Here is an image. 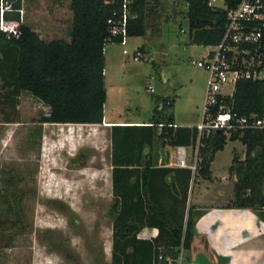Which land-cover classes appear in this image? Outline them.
Masks as SVG:
<instances>
[{
	"label": "trees",
	"instance_id": "trees-1",
	"mask_svg": "<svg viewBox=\"0 0 264 264\" xmlns=\"http://www.w3.org/2000/svg\"><path fill=\"white\" fill-rule=\"evenodd\" d=\"M129 8L126 37H143L146 33L147 0H126ZM11 6L10 11H4L2 18L5 22L18 23L20 36L17 39H6L0 31V114L6 123L12 122L6 115L5 108L15 109L22 93H29L44 107L49 109L42 117V124L53 125H101L104 119V105L106 102L105 86V48L108 44H120L121 36L110 35V19L117 21L121 15L124 0H69L72 13V23L69 32V41H43L39 35L28 26L20 24L19 11L21 0H0ZM187 11L186 17L190 39L193 44L205 47L216 46L223 34L225 25V11L210 7L206 0H184ZM236 1L227 0L228 8L234 7ZM143 52L144 48L138 49ZM260 52L264 54V40ZM224 104L232 114L238 118L256 115L264 116V79L239 80L231 96L223 97ZM162 111L155 110L160 118L152 120L151 126H113L111 131V163L113 166V198L123 197L115 181L121 178L117 171L137 172V179L142 183L140 191L147 192L145 186L154 182L156 178L164 180L174 170L171 168H153L151 159L136 161L140 168L128 170L135 165L128 154L143 146L151 148L156 137L169 146L187 145L196 149V167L194 171L184 170L186 185L192 184V190H198L199 180L211 184L213 176L211 163L214 155L223 150L227 141H239L245 148V156L240 160L233 156L227 175L230 190L226 197L216 199L212 207L225 209H250L256 212L264 211V130L234 129L227 136L223 131L199 135L197 126L182 129L189 132L188 138L184 135L172 134V116L163 113L170 110L174 98L159 97ZM217 108L213 107L214 113ZM156 118L155 116H153ZM165 124L162 128L158 125ZM39 145L41 128L35 134H30ZM189 141L188 143L185 141ZM32 143V142H31ZM37 147V146H36ZM39 157V149L36 151ZM9 169V168H8ZM10 173L11 170H9ZM3 172L7 173L6 170ZM13 174V173H12ZM123 174V173H122ZM218 177V178H222ZM123 178V176H122ZM232 178H235L232 183ZM24 178L17 175L5 176L0 181V246L5 243L7 248L16 236L31 231L32 226L27 208L23 205L27 189L24 187ZM201 184V183H200ZM224 187V186H223ZM186 195V194H185ZM184 195L183 199H186ZM14 197V200H13ZM154 212H160L155 204H151ZM194 205H190L184 226L171 231L172 242L165 245L164 250L157 252L156 264H167L166 256L176 264L179 248L186 251L195 245L194 236ZM117 211L114 201L110 216ZM122 211L113 216V240H124L126 247L131 243L125 233L135 237L136 231L141 228V222L122 226L119 218ZM264 218V217H263ZM171 223L173 222H166ZM10 234L4 241L3 231ZM128 230V232H126ZM161 234V230H160ZM12 237V238H11ZM206 244V240L202 239ZM159 255L162 259L159 260ZM115 264V260L113 263Z\"/></svg>",
	"mask_w": 264,
	"mask_h": 264
},
{
	"label": "rangeland",
	"instance_id": "rangeland-1",
	"mask_svg": "<svg viewBox=\"0 0 264 264\" xmlns=\"http://www.w3.org/2000/svg\"><path fill=\"white\" fill-rule=\"evenodd\" d=\"M173 1L160 0L167 10L150 36L126 37L124 45L106 46L107 121L149 122L155 100L163 92L175 97L172 109L163 115L173 114L176 125L197 126L202 121L207 72L192 62L199 61L208 48L191 42L186 4L181 0L174 17L170 11ZM60 2L68 12L69 0ZM219 3L220 0L216 2ZM67 16L70 24V14ZM65 34L61 37L66 38ZM141 47L143 52L138 50ZM138 51L140 57L134 61ZM162 69L170 75L168 83L164 82ZM174 73L176 78L172 77ZM5 110L12 122L6 123L0 114V181L13 174L24 178L23 188L29 193L23 205L32 228L16 236L7 248L5 243L0 246V264H93L92 259L86 258L90 253L102 252L109 243L113 223L109 214L113 192L106 182L110 130L102 124H42L40 120L49 109L25 92L15 109ZM39 128L38 145L36 138L32 140L29 135ZM241 151L239 141L228 140L223 150L214 155L211 169L216 178L208 184L211 188L224 186L230 190L229 180L222 176L234 153ZM194 162L195 153L189 152L188 165ZM215 200L209 190L204 202ZM3 234L7 241L9 232L5 230Z\"/></svg>",
	"mask_w": 264,
	"mask_h": 264
},
{
	"label": "crops",
	"instance_id": "crops-1",
	"mask_svg": "<svg viewBox=\"0 0 264 264\" xmlns=\"http://www.w3.org/2000/svg\"><path fill=\"white\" fill-rule=\"evenodd\" d=\"M164 7L166 11L165 4ZM159 8L160 5L157 0H152V4L147 6L146 33L144 36H150L152 31H156L162 18L158 11ZM20 10L22 12V14H19L20 24L28 26L43 41H69L72 13L69 9L67 12L66 7L62 6L60 0H55V3L53 0H21ZM170 11L172 16L175 17L176 6L175 9L171 8ZM67 13L71 17L70 24L66 22ZM150 32L151 34L149 35ZM62 33H66V38L61 37ZM1 57L0 53V59ZM161 73L164 77V82L168 83L170 75L163 69ZM172 77L176 78V73ZM172 86L170 85V87ZM159 97L174 98L175 102V97H171L165 92L161 93ZM158 98L155 100L156 107L153 109L152 116L147 123L107 121L104 115L102 125L110 130V139L113 126H151L154 120L161 117V115L158 116L154 112L155 110L158 112L162 111V104L158 102ZM171 116L173 119L171 124L173 127L171 128L173 129L172 134L175 135V140L176 134H181V137L184 135V138L189 140V132L182 129L194 126H178L174 122L173 114ZM158 128H160L159 125ZM185 142L188 143L189 141L186 140ZM182 146L187 148L188 154L189 152L196 154V149H193V147ZM241 147V154L235 152L234 155L243 160L245 148L242 144ZM174 148L163 144V140L156 137L151 148L143 146L134 149L128 154L135 164L130 166L128 170H132V168L133 170L136 168L141 169L140 166H136V161H141V164H143L144 161L151 159L154 163L153 168H171L174 172L164 180L156 178L154 182H149L145 186L147 192L143 195L139 188L142 183L137 179V172L131 174V172L120 170L125 167L118 169L117 175L121 172L123 178L121 176L118 180L117 177L115 184L119 188L118 190L123 192V197L116 196L113 198V202L117 203V211L112 214L111 220L113 221V216L116 217L122 211L121 216H119L123 222L122 226L126 227L131 225V223L141 222V228L136 231L135 237L131 233H125L127 235L126 239L129 242L131 241L126 247L124 240L119 238L113 240L112 223L109 243L103 248L102 252L88 254L86 260L92 259L93 264H112L113 260H115V264H156V253L164 250L166 248L165 245L171 244V231L174 228L184 226L189 207L192 204L194 205L192 211L194 217L193 232L196 243L189 251L183 248L177 249L178 257L181 253L180 264H264V211L225 209L212 207L213 201L205 203V195L209 193V190L215 199H219L227 196V189L225 190V187L221 186L211 188L207 183L200 184L201 182H199L198 190H192V184L186 185L185 183L184 170L187 169L173 166ZM161 150L170 152L168 164L163 166L160 164ZM109 159L106 182H108L109 188L113 192L111 151ZM234 179L232 178V183L235 181ZM184 195L186 199H183ZM151 204H155L160 212L152 211ZM166 222H173V225ZM202 239L206 240V244L201 242ZM85 264H90V262L86 261Z\"/></svg>",
	"mask_w": 264,
	"mask_h": 264
},
{
	"label": "built area",
	"instance_id": "built-area-1",
	"mask_svg": "<svg viewBox=\"0 0 264 264\" xmlns=\"http://www.w3.org/2000/svg\"><path fill=\"white\" fill-rule=\"evenodd\" d=\"M210 7L225 11V25L220 42L216 46L207 47L208 51L199 61L192 64L207 72L206 88L204 94V106L202 121L197 125L199 135L211 132L223 131L227 136L234 129H257L264 130V116L238 118L232 114L224 104L223 97L232 95L233 89L239 80H261L264 79V54L260 52L264 40V0H234L236 4L228 8L227 0H206ZM129 1L124 0L121 15L114 21L110 19V35L121 36V45L125 44L127 34V20ZM9 4L0 2V31L5 34L6 39H17L20 36L18 23L5 22L2 18L4 11H10ZM19 14H22L21 10ZM211 48V49H210ZM210 49V50H209ZM123 50V54L127 55ZM139 51L133 56L138 61ZM152 92V90H151ZM217 110L213 113L211 110ZM164 125H159L162 128ZM167 127H173L167 125ZM188 165V150L184 146L174 148L173 166L180 169L194 171L196 167ZM159 260L162 256L159 255ZM181 253L176 260L180 264ZM164 261L173 264V259L166 256Z\"/></svg>",
	"mask_w": 264,
	"mask_h": 264
},
{
	"label": "water",
	"instance_id": "water-1",
	"mask_svg": "<svg viewBox=\"0 0 264 264\" xmlns=\"http://www.w3.org/2000/svg\"><path fill=\"white\" fill-rule=\"evenodd\" d=\"M157 3L160 5V8L158 9L159 12H161L162 16L164 15V11H165V7H164V4L162 2H160V0H157ZM149 4H152V0H147V6ZM173 7L172 9H175V2L173 1ZM176 13H177V10H176ZM177 15V14H176ZM169 157H170V152L168 150H161L160 151V158H161V165H166L168 164V160H169Z\"/></svg>",
	"mask_w": 264,
	"mask_h": 264
},
{
	"label": "flooded vegetation",
	"instance_id": "flooded-vegetation-1",
	"mask_svg": "<svg viewBox=\"0 0 264 264\" xmlns=\"http://www.w3.org/2000/svg\"><path fill=\"white\" fill-rule=\"evenodd\" d=\"M176 6H178L181 2V0H174ZM171 7H173V5H171ZM159 11V10H158ZM160 16H162L161 12H159ZM13 200H14V197H13Z\"/></svg>",
	"mask_w": 264,
	"mask_h": 264
}]
</instances>
